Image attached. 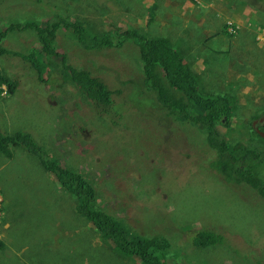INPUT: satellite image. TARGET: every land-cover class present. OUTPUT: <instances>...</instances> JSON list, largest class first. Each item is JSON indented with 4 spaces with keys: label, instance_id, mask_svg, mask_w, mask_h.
Segmentation results:
<instances>
[{
    "label": "rangeland",
    "instance_id": "374dc122",
    "mask_svg": "<svg viewBox=\"0 0 264 264\" xmlns=\"http://www.w3.org/2000/svg\"><path fill=\"white\" fill-rule=\"evenodd\" d=\"M57 12L92 35L119 26L167 37L186 51L201 86L236 98L230 124L218 125L230 143L264 149L253 127L264 113V7L247 0H0V25ZM6 43L23 52L38 46L31 31L12 33ZM57 46L70 62L124 89L113 111L98 112L69 78L43 84L30 62L0 56V72L18 79L14 93L0 84V129L32 132L55 158L92 179L101 206L131 230L166 236L167 264H264V198L222 178L209 165L216 153L201 127L167 115L146 91L137 45L89 50L60 30ZM42 59L48 79L55 63ZM11 152L0 154V264H143L77 213L75 196L37 155L21 146ZM202 229L225 241L195 245Z\"/></svg>",
    "mask_w": 264,
    "mask_h": 264
},
{
    "label": "trees",
    "instance_id": "16d2710c",
    "mask_svg": "<svg viewBox=\"0 0 264 264\" xmlns=\"http://www.w3.org/2000/svg\"><path fill=\"white\" fill-rule=\"evenodd\" d=\"M247 2L259 8L264 7V0ZM54 6L63 9L62 5ZM60 30L73 33L89 50L122 47L127 41H133L138 47L143 70L142 85L146 91L154 93L155 101L165 109L167 115L201 127L206 134L207 144L216 153L209 165L222 178L249 186L264 198V149L250 146L242 140L230 143L229 138L218 128L219 124H230L236 109V98L229 93L208 92L201 86V74L185 60L186 51L176 48L175 43H171L167 37H147L134 28L123 29L119 26L92 35L82 21L71 20L69 16L57 12L30 21L3 22L0 25V56L15 55L30 62L39 82L43 84L50 82L61 85L69 78L81 96L89 100L98 112L111 113L116 98L123 94L124 89L113 87L104 77L70 62L69 55L57 46ZM18 31H31L37 38L38 46H32L26 52L12 48L6 39ZM44 56L52 58L55 63L50 75L52 77L48 79L43 74L46 65L42 59ZM4 83L14 93L18 79L0 72V84ZM260 136L264 140V136ZM11 146H21L37 155L44 169L75 196L77 213L85 217L106 242L125 254L139 258L143 264H167L172 243L166 236L146 235L131 230L116 213L101 206L99 191L92 179L55 158L32 132L17 130L10 133L0 129V154L11 156ZM223 241L222 234L210 229L199 230L194 238L197 246Z\"/></svg>",
    "mask_w": 264,
    "mask_h": 264
},
{
    "label": "flooded vegetation",
    "instance_id": "af4514ba",
    "mask_svg": "<svg viewBox=\"0 0 264 264\" xmlns=\"http://www.w3.org/2000/svg\"><path fill=\"white\" fill-rule=\"evenodd\" d=\"M255 129L259 132L260 129L264 130V113L259 115L254 123Z\"/></svg>",
    "mask_w": 264,
    "mask_h": 264
},
{
    "label": "water",
    "instance_id": "95a60500",
    "mask_svg": "<svg viewBox=\"0 0 264 264\" xmlns=\"http://www.w3.org/2000/svg\"><path fill=\"white\" fill-rule=\"evenodd\" d=\"M259 133L264 136V131L259 130Z\"/></svg>",
    "mask_w": 264,
    "mask_h": 264
}]
</instances>
